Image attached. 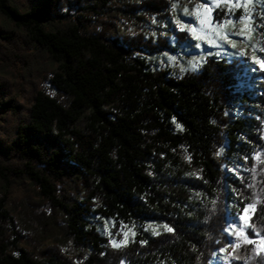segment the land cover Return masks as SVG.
Returning <instances> with one entry per match:
<instances>
[{
  "label": "trees",
  "instance_id": "16d2710c",
  "mask_svg": "<svg viewBox=\"0 0 264 264\" xmlns=\"http://www.w3.org/2000/svg\"><path fill=\"white\" fill-rule=\"evenodd\" d=\"M178 1L0 0V264H214L238 213L227 264L264 260V71L152 69Z\"/></svg>",
  "mask_w": 264,
  "mask_h": 264
},
{
  "label": "rangeland",
  "instance_id": "374dc122",
  "mask_svg": "<svg viewBox=\"0 0 264 264\" xmlns=\"http://www.w3.org/2000/svg\"><path fill=\"white\" fill-rule=\"evenodd\" d=\"M263 8L259 12L257 8ZM188 11L185 12L184 10ZM231 9L229 16L224 11ZM239 17L235 19L233 17ZM260 13V14H259ZM223 17L224 22L218 23ZM179 21V23H177ZM230 21V22H229ZM264 0H179L172 8L166 23L151 20L146 24L151 34L158 32L165 36L173 50L161 54L147 55L146 59L152 69H173L179 73L198 72L206 58L234 60L246 58L254 68L264 71ZM136 27L128 29L129 34L136 35ZM185 34L188 38L183 42L178 38ZM7 117L0 111V126ZM23 190V189H22ZM21 189L14 188L12 200L21 196ZM238 217L242 219L238 220ZM251 214H236L229 220L228 234L230 246L218 251L214 264H227L233 248L234 238L246 235ZM98 231L108 239L114 248H122L134 240L136 232L133 228L118 224L115 220L95 219ZM147 231L158 234L166 228L164 225L147 224ZM116 242V245L113 244ZM258 253H264V241L258 237L253 240Z\"/></svg>",
  "mask_w": 264,
  "mask_h": 264
},
{
  "label": "snow or ice",
  "instance_id": "6c2138e0",
  "mask_svg": "<svg viewBox=\"0 0 264 264\" xmlns=\"http://www.w3.org/2000/svg\"><path fill=\"white\" fill-rule=\"evenodd\" d=\"M184 11L187 12L188 10L185 9ZM222 11H224V16H229V14L231 13V9H228V10H222ZM232 15H233V17H234V13H233ZM234 18H235V19H239V17H234ZM223 22H224V19H223V17H221L220 20H218V23H223ZM229 22H230V21H229ZM262 22H264V21H262ZM177 23H179V21H177ZM222 150H223V149H222ZM249 207H251V204L247 205V206L244 208V211H246L247 208H249ZM262 214H264V210H262ZM239 219H242V217H238V220H239ZM254 235L259 236V233H255V232H254ZM248 243H254V241H253V240H248ZM113 244L116 245V242L113 241ZM259 264H264V260H261V261L259 262Z\"/></svg>",
  "mask_w": 264,
  "mask_h": 264
},
{
  "label": "built area",
  "instance_id": "2783aa9c",
  "mask_svg": "<svg viewBox=\"0 0 264 264\" xmlns=\"http://www.w3.org/2000/svg\"><path fill=\"white\" fill-rule=\"evenodd\" d=\"M257 240V239H256Z\"/></svg>",
  "mask_w": 264,
  "mask_h": 264
}]
</instances>
